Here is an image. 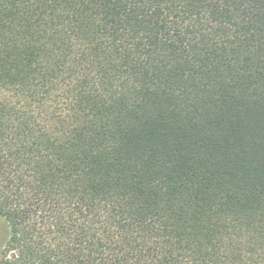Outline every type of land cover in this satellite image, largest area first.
<instances>
[{"label": "trees", "instance_id": "obj_1", "mask_svg": "<svg viewBox=\"0 0 264 264\" xmlns=\"http://www.w3.org/2000/svg\"><path fill=\"white\" fill-rule=\"evenodd\" d=\"M4 264H264V0H0Z\"/></svg>", "mask_w": 264, "mask_h": 264}, {"label": "rangeland", "instance_id": "obj_2", "mask_svg": "<svg viewBox=\"0 0 264 264\" xmlns=\"http://www.w3.org/2000/svg\"><path fill=\"white\" fill-rule=\"evenodd\" d=\"M8 236H9L8 225L6 221L4 220V218L0 216V264H4L2 252H3L5 242L8 239Z\"/></svg>", "mask_w": 264, "mask_h": 264}]
</instances>
